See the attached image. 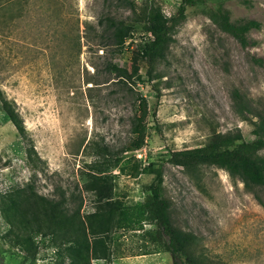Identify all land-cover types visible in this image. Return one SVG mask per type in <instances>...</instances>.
Wrapping results in <instances>:
<instances>
[{
  "label": "rangeland",
  "instance_id": "obj_1",
  "mask_svg": "<svg viewBox=\"0 0 264 264\" xmlns=\"http://www.w3.org/2000/svg\"><path fill=\"white\" fill-rule=\"evenodd\" d=\"M180 1L161 0L164 12L172 14ZM213 1L222 2L231 19L259 21L260 27L249 33L254 43L241 47L200 7L188 6L166 60L156 67L164 77L147 81L142 67L144 81L134 84L150 109L148 136L142 149L126 154L162 166L164 196L174 220L196 236L199 249L211 260L264 264V188L247 189L216 166L191 175L161 157L205 143L213 129L240 130L245 140L254 138L253 126L234 109L232 91L239 90L252 104L264 103V70L251 59L264 57V0ZM11 7L0 8V90L22 117L25 135L18 134L0 104V194L23 186L34 172L40 194L80 191L85 214L92 210L93 196L81 190V171L92 160L84 146L92 142L120 150L131 137L134 113L130 99L111 81L88 89L92 83L87 79L95 75L91 62L102 61L99 56L105 52L97 48L95 30L87 26L100 32V16L128 22L132 15L123 0H28ZM142 36L137 27L134 38L140 41ZM132 47L118 54L116 62L128 66ZM30 147L34 171L26 162ZM114 172L117 194L130 202L143 199L142 185L152 175ZM151 226L146 217L124 221L113 257L90 264H172L167 252L131 255L143 245L138 232ZM12 242L0 213L1 264H68L48 242L33 260H23Z\"/></svg>",
  "mask_w": 264,
  "mask_h": 264
},
{
  "label": "trees",
  "instance_id": "obj_2",
  "mask_svg": "<svg viewBox=\"0 0 264 264\" xmlns=\"http://www.w3.org/2000/svg\"><path fill=\"white\" fill-rule=\"evenodd\" d=\"M27 1L0 0V8L12 9L11 6ZM123 1L132 15L130 21L103 15L98 18L100 32L87 26L95 30L97 48L105 52L104 56H99L102 61L91 62L95 75L87 79L92 83L88 89L111 81L134 106L130 117L131 137L120 150L92 142L84 146L92 160L86 161V170L81 171V190L92 194V210L81 214L80 191L60 189L50 195L38 193L33 172L26 184L0 194V213L9 225L12 246L23 260L35 259L46 242L56 246L57 258L64 255L68 264L110 260L119 245L117 238L122 223L146 217L152 226L138 232L143 245L131 255L167 252L172 264H218L199 249L196 236L174 220L171 202L164 196L162 166L149 159L143 164L134 155L126 154L142 149L148 136L147 98L133 89L136 82L144 81L142 67H145L147 81H161L164 77L156 67L166 60L173 35L185 20L188 6L200 7L217 28L232 36L243 48L254 43L249 33L258 29L260 23L255 19H231L222 2L213 0H181L169 15L164 12L161 0ZM137 27L143 33L140 41L134 38ZM131 46L129 65L116 62L115 57ZM251 59L264 70V57L252 56ZM103 76L106 78L102 80ZM232 99L238 117L253 126V139L245 140L240 130L224 133L213 129L205 143L167 151L161 157L173 166L187 169L191 175L198 174L202 167L216 166L226 170L231 178L241 180L247 189L264 188V103L252 104L237 89L232 91ZM0 104L18 134L25 135L22 117L1 90ZM31 151V147L26 149V162L34 171ZM115 170L133 177L152 175L151 181L142 185L143 199L130 202L115 192Z\"/></svg>",
  "mask_w": 264,
  "mask_h": 264
}]
</instances>
